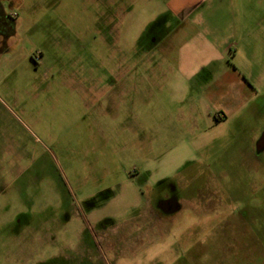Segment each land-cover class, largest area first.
Instances as JSON below:
<instances>
[{
  "label": "rangeland",
  "instance_id": "1",
  "mask_svg": "<svg viewBox=\"0 0 264 264\" xmlns=\"http://www.w3.org/2000/svg\"><path fill=\"white\" fill-rule=\"evenodd\" d=\"M166 1L0 0V264H264V0L189 81Z\"/></svg>",
  "mask_w": 264,
  "mask_h": 264
},
{
  "label": "crops",
  "instance_id": "2",
  "mask_svg": "<svg viewBox=\"0 0 264 264\" xmlns=\"http://www.w3.org/2000/svg\"><path fill=\"white\" fill-rule=\"evenodd\" d=\"M233 2L234 0L166 1V14L176 26L172 34L174 40L159 50L172 53L176 67L187 69L183 71L185 80L189 81L196 75L198 70L190 69L193 66L205 67L210 62L224 60L226 50L239 36L238 13L224 11V6L233 8Z\"/></svg>",
  "mask_w": 264,
  "mask_h": 264
},
{
  "label": "flooded vegetation",
  "instance_id": "3",
  "mask_svg": "<svg viewBox=\"0 0 264 264\" xmlns=\"http://www.w3.org/2000/svg\"><path fill=\"white\" fill-rule=\"evenodd\" d=\"M166 16L169 17L167 14H166ZM153 41H154V38H153ZM263 143H264V135H263V138H262V144ZM171 201L172 202L175 201L174 197H171V196L162 197L155 203V205L153 206V209L157 213H159L160 215H167V214H172V213L178 212L179 209H180L179 204L176 205L177 211L172 212V213L168 212L171 209V206H172L171 205Z\"/></svg>",
  "mask_w": 264,
  "mask_h": 264
},
{
  "label": "water",
  "instance_id": "4",
  "mask_svg": "<svg viewBox=\"0 0 264 264\" xmlns=\"http://www.w3.org/2000/svg\"><path fill=\"white\" fill-rule=\"evenodd\" d=\"M171 209L168 211L169 213H172V212H175V211H177V208H176V205H177V203H176V201H171Z\"/></svg>",
  "mask_w": 264,
  "mask_h": 264
}]
</instances>
